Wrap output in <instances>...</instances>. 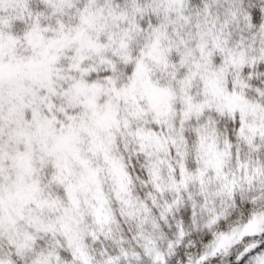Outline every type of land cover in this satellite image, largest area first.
I'll return each mask as SVG.
<instances>
[{
    "label": "snow or ice",
    "instance_id": "obj_1",
    "mask_svg": "<svg viewBox=\"0 0 264 264\" xmlns=\"http://www.w3.org/2000/svg\"><path fill=\"white\" fill-rule=\"evenodd\" d=\"M0 264H264V0H0Z\"/></svg>",
    "mask_w": 264,
    "mask_h": 264
}]
</instances>
